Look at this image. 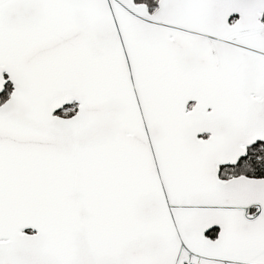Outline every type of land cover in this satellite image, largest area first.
Here are the masks:
<instances>
[{
	"label": "snow or ice",
	"instance_id": "6c2138e0",
	"mask_svg": "<svg viewBox=\"0 0 264 264\" xmlns=\"http://www.w3.org/2000/svg\"><path fill=\"white\" fill-rule=\"evenodd\" d=\"M0 264H264V0H0Z\"/></svg>",
	"mask_w": 264,
	"mask_h": 264
}]
</instances>
